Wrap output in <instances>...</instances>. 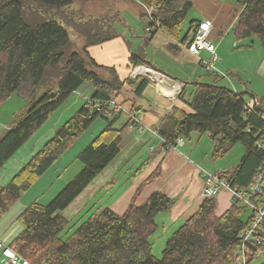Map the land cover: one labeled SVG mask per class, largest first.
Masks as SVG:
<instances>
[{
  "label": "trees",
  "instance_id": "16d2710c",
  "mask_svg": "<svg viewBox=\"0 0 264 264\" xmlns=\"http://www.w3.org/2000/svg\"><path fill=\"white\" fill-rule=\"evenodd\" d=\"M74 1L0 0V106L12 94L24 98L28 105L24 112L13 115L10 128L0 138V169L72 93L85 84L93 90L42 148L0 187V218L97 119L106 121V126L78 153L82 168L74 178L47 204L33 202L18 216L22 230L8 246L29 264H234L241 244L239 235L249 225L251 214L243 221L240 215L246 208L235 202L217 216L216 198L203 199L196 213L167 238L161 259L153 256L149 239L157 229L155 218L170 211L174 201L160 192H154L140 205L135 200L141 187L154 179L159 169L139 186L123 214L98 207L68 239L60 237L68 224L62 212L121 150L122 130L115 127V122L122 112L114 111L110 101L118 100L132 112L134 106L120 97L124 85L137 83L134 94L139 96L149 82L142 76L120 80L113 68L108 69L107 77L98 73L96 69L102 67L89 57L87 47L109 40L114 34L100 36L90 21L69 19L68 24L75 25L87 43L81 52L67 50L72 45L69 33L54 17ZM143 2L155 11L148 17L149 29L155 27L172 38H180V26L191 7L190 1ZM237 3L241 12L234 38L256 37L264 48V0H237ZM45 11L51 14L48 19H42L41 13ZM194 22L189 25L193 32L194 24L199 23ZM189 30L181 40L187 38ZM128 61L132 68L151 65L143 50L132 53ZM216 80L212 84L182 81L185 87L194 86L188 98L185 88L178 95L190 111L172 110L165 119L172 122V130L161 126L157 132L165 141L161 143L164 149L174 148L178 138L206 135L212 142V160L222 158L233 145L240 144L243 153L239 163L232 171L219 173L231 187L244 190L264 161V121L260 117L264 97L258 99L251 94L252 108H249L242 97L244 93L220 86ZM258 248L261 245L253 243L245 247L248 264L253 262L251 253Z\"/></svg>",
  "mask_w": 264,
  "mask_h": 264
},
{
  "label": "rangeland",
  "instance_id": "374dc122",
  "mask_svg": "<svg viewBox=\"0 0 264 264\" xmlns=\"http://www.w3.org/2000/svg\"><path fill=\"white\" fill-rule=\"evenodd\" d=\"M223 1L232 7L235 5L237 8L239 7L237 0ZM236 9L232 10V15L234 16L237 14ZM148 10H151L149 13L155 12L150 8L148 9L143 0H76L69 6L63 8L60 15L57 14L54 18L60 20L63 26L67 28L72 42V45L67 50L71 52H81L86 46L87 41L85 37L76 30L75 25L68 24L70 18L75 22L90 21V23H94V27L97 28L95 30L101 33L100 36H106L107 33L114 34V37L109 40L102 41L99 44L95 43L87 47L90 57L94 59L98 66L102 67L96 69L102 77H107L108 69L114 68L121 80H127L130 76L129 74L133 71L131 70L132 67L129 65V56L134 52L145 50L147 58L150 59L153 64L152 68L160 71L164 74L163 77L165 76L168 79L170 77L176 78L180 80V82L200 80L201 83L212 84V78L214 75H217L219 78H217L216 84L223 87L226 86L234 91L238 89L241 93H244L242 97L248 102L247 104L251 105L250 107L247 105L249 108H252V102L249 103L251 94H254L258 99L264 97V48L256 37L237 40L238 46L236 47V45L232 46V44L236 42L235 38H233V27L230 29L226 28L221 34L220 32L223 29L218 33L214 32L208 39L216 46V49L219 46L221 49L215 51L220 60H217L213 64V73L209 74L206 72L204 66L202 68L197 62L185 63L183 69V66L179 65L176 59L167 51L166 42L160 44L149 43L145 39V37H148L146 28L147 26L149 27L150 23L148 18L149 15H147ZM202 11L203 10L197 4H194L191 9L188 10L186 18L180 26L181 38L187 32L188 25H190L192 20H202L205 18ZM144 13H146L145 16ZM41 15L43 16L42 19H48L51 14L49 11H45V14L41 13ZM28 17L29 15L26 12V20L29 22L30 20L27 19ZM226 30H228L227 33ZM98 32L97 34L99 35ZM200 59L207 61L209 57L204 53L200 55ZM239 79L243 83H241ZM191 87L193 86L188 84L185 88V92L188 94L187 98L192 92ZM234 87L236 89H234ZM86 88L92 89V87L85 84L77 92L72 93L71 97H69L56 112H52L48 120L44 122L28 141L25 142V144L3 165L0 169V187L5 186L11 177L26 164L28 159L36 151L41 149L45 142L55 134L58 126L70 118L75 113V110L86 101L87 97L84 95ZM27 108L28 105L26 100L19 97L17 94H12L6 99L0 106V138L4 135L7 128H10L13 115L20 111L24 112ZM127 120V115L123 114L117 121L115 127L119 128V124H124ZM102 124L103 126L99 131L106 126V121L101 118L97 119L92 126L68 148L65 154L50 166V168L26 192H24L12 206H10V209L0 218V238H3L5 235H11L16 231L19 234L22 230V226L17 218L24 209L33 202L40 201L39 203L41 204H47L72 178H74L82 168L81 163L75 158L76 155L91 141L84 143L86 137L91 133L98 134L99 131H96V128ZM151 129L157 130L158 127ZM194 137H199V135L191 134V138ZM203 137L197 149L198 152L202 153L205 151L204 148L210 145L206 143L207 136L203 135ZM156 139L160 142L159 138ZM184 141L186 142L188 140L184 139ZM242 153V146L240 144H235L222 158L217 160L208 158L211 163L210 169L202 168L209 172H213L212 168H216L217 166L227 169L235 168L239 163ZM130 155H132V152ZM150 155V152L144 145L138 149L137 155L130 157L129 161L125 159V154L119 156L114 162V165H119L118 171L120 173L113 185L117 186L113 194L106 196V194L100 193L98 196V193L91 199L82 196L76 204H79L83 200L90 199L85 206L78 207L72 204L67 210L62 212V216L68 221V224L63 232L60 233V237L63 240L68 239L76 230L77 226L89 218V215L97 210L101 204L104 205L101 206L99 210L112 207L121 212L120 208H122V201L120 202L116 199L117 201L115 200L114 204H111L117 197L118 190H120L118 186H126V183L129 182L128 175L132 171L134 172L133 174H135V170L141 166L142 161L149 158ZM62 164L63 167H61ZM134 167L135 170H132ZM95 192L96 191L92 192L91 196L94 195ZM215 213L217 216L222 214L221 211H215ZM249 214L250 211L245 209L240 215V218L246 221ZM168 237L158 232L150 237L149 242L152 243L153 247L152 254L156 259H161V254ZM238 256L239 253L234 264H236ZM4 261V258H2L0 254V264H5ZM251 264H264V262L258 259L254 260Z\"/></svg>",
  "mask_w": 264,
  "mask_h": 264
},
{
  "label": "crops",
  "instance_id": "0c3cea01",
  "mask_svg": "<svg viewBox=\"0 0 264 264\" xmlns=\"http://www.w3.org/2000/svg\"><path fill=\"white\" fill-rule=\"evenodd\" d=\"M188 1H190L191 7L194 4H197L203 10L202 12L204 13V16H205V18L202 20H193L195 21L194 23H198V22L202 23V21H209L213 26L210 32V35L214 32L218 33L221 29H223L220 32L221 34L225 31L226 28L230 29L231 27H233L232 30H233V36H234V29L238 22L239 13L241 12V7L238 3L237 4L239 5V7L237 8L236 5L232 7L231 5L224 2L223 0H188ZM235 9L237 10V14L234 16L232 15V10H235ZM148 11L150 12V10ZM147 15H150V13ZM189 27L190 26L188 25V30H189ZM146 31L148 33V37H145V39L149 43H159V44L165 43V42L167 43V51L170 53V55H172L176 59L179 65L183 66V69H184V64L188 62H197L203 68V65H204L203 63L210 60L211 55L208 52L203 51L200 53V55L204 53L208 55L209 60L204 61L200 59V55H199V58L190 55V53H188L186 49L182 46L184 42L192 38V35L194 34L193 30L192 31L189 30V35L184 40H181L182 39L181 31H180V38L178 37L176 39L163 33L160 30L158 31L155 30V27L153 29L151 28L148 29V26H147ZM227 32L228 30H226V33ZM235 41L236 42L233 43L232 46L236 45L237 47L238 42L236 38H235ZM172 47H177L179 48V50L177 51L171 50L170 48ZM214 48H215V51L217 49H221L220 46L217 47L216 49L215 45H214ZM143 51L145 52V50ZM215 55H216L217 60H220L216 52H215ZM147 60H149L151 64L150 67L149 66L148 67L138 66L136 68H132L131 70L133 71L131 72V74H129L130 75L129 78L131 79H133L134 78L133 76L135 75L148 78L149 82L146 88L143 89V91L141 92L139 96L137 94H136L137 96H135L134 88H136L137 83L134 86L125 84L123 87V92L120 96V97L123 96L124 99L129 100L128 105L134 106V110L132 111V113L136 115L137 123H134V121H131V120L129 122V119H128L124 124H119V128L122 130L121 140H120L121 150L119 154L88 185V187H86L83 190V192L75 199V201H73L65 210H67L72 204L78 207L85 206L89 202V200L98 193H99L98 196L100 195V193H104L106 194V196L112 195L115 187H117L113 185L115 184V181L117 180L119 173H120L118 171L119 165H114L115 160L119 156H122L123 154H125V159L126 160L128 159L129 161L130 157L137 155L138 149H140L141 146L145 145V147H147L148 151L151 154L150 157L142 161L141 166L137 168L136 170H135V167L132 168V170L136 171L135 174H133L134 172L132 171L128 175L129 182L126 183V186H122V187L118 186L120 190H118L117 197L113 200V203H111V204H114L116 199L119 200L120 202L122 201V208H120L121 212L115 210L112 207L110 209L118 215L123 214L125 210L127 209L128 205L130 204L132 197L136 193L139 186L154 171L159 169V173L156 174L157 176L154 179H152L149 183L144 184V186L141 187V190L135 201H136V204L138 205L143 204L144 201H146L149 198V196L153 194L154 192H160L168 196L169 198L173 199L174 205L172 206L171 210L165 213H159L157 214L155 218L156 224H157V227H156L157 229L155 233L158 232L159 234H164V236L168 237L179 226L183 225V223L190 216L196 213V211L198 210V208L203 202V198H202L203 180L200 177L198 172H199V168H202V167L210 169L211 163L208 158H211L212 142L206 137V143L210 145L207 148H204L205 151L203 153L198 152L197 150L202 140L201 138H204L203 136L194 137V138H191L190 136L189 139H187L188 141L186 142L183 139L182 144L180 146L176 148H172V149H167V148L164 149V147H162L161 142H159L156 139V137H153V135L151 136L150 133L147 131V129L144 128L143 125L150 127V128H157V127L164 126L165 129L170 131L172 130L173 124L171 121L169 122L165 121L167 115L171 113V111L174 109H178L182 112L190 111L189 107L185 103H183L181 100L178 99V95L186 87L184 86L181 89V92L179 94L175 93V91L172 88V84L180 83V81L175 80L171 77L169 79L165 76L163 77L164 74L157 72L155 71L154 68H152L153 64L151 63L150 59L147 58ZM143 68H146L147 70H149V72L148 73L142 72ZM140 69L141 71H139ZM209 74H212V73H209ZM118 77L120 79L119 75ZM217 78H219V76L214 75V77L212 78V81L214 82L215 79ZM240 79L239 81L241 82ZM197 81L200 82V80H197ZM193 87H191L192 90H193ZM234 89L236 88L234 87ZM235 91L240 92L238 89H236ZM92 93H93L92 89L86 88L85 94H84L86 95L85 97H87L86 99H88L89 96L92 95ZM115 101L116 103H118V100H115ZM250 102L252 101L250 100L249 103ZM127 108L128 107L126 106L124 107V109H127ZM127 110L129 111V109ZM53 112H56V110ZM136 125L142 126L143 127L142 130L138 131V127ZM102 126L103 124L100 125L98 128H96L97 129L96 131H99V129H101ZM96 136L97 134L91 133L89 136L86 137V140L84 141V143L90 140L92 141ZM131 152H132V155H130ZM77 155L75 158H77ZM61 167H63V164L61 165ZM233 169L234 168L227 169V168L220 167V166H217L216 168H212L213 173L221 172V171L223 172L232 171ZM94 191L96 192L94 193V195L91 196V193ZM82 196L90 198V199L83 200L79 204H76V202ZM216 202H217L216 211L223 212L232 205V198L227 191H221L216 197ZM103 205L104 204H101L100 207ZM17 234L18 232L16 231L15 233L11 235H7V236L5 235L3 238H0V242L10 246V243L13 241L14 237L17 236ZM0 254L2 258H4L5 260L4 263H6V259L3 256V254L1 252Z\"/></svg>",
  "mask_w": 264,
  "mask_h": 264
},
{
  "label": "built area",
  "instance_id": "2783aa9c",
  "mask_svg": "<svg viewBox=\"0 0 264 264\" xmlns=\"http://www.w3.org/2000/svg\"><path fill=\"white\" fill-rule=\"evenodd\" d=\"M195 26L196 28L192 38L184 42L182 46L188 53H190V55L198 58L201 52H208L211 55L210 60L203 63V66L207 72L213 73V64L217 58L214 45L208 39L213 26L209 21H202V23L199 22ZM182 87L183 85L181 83L172 84L173 90L178 94L181 92ZM110 106L114 111L122 112V114L129 116L134 123H137L136 115L131 111L124 109V107L121 104L116 103L115 100L110 101ZM248 106L250 107L251 105L248 104ZM260 117L264 121V112ZM143 126L151 136L153 135V137L159 138L161 143L165 142L164 139L158 135L157 130L151 129L145 125ZM137 127L138 131H141L143 128L142 126ZM181 144L182 140L177 139L174 148ZM256 171L252 183L244 190L231 187L230 184L222 178L219 172L213 173L203 168H199L198 172L203 180V199L216 198L221 191H227L232 198V203L236 202L237 205L244 206L250 211L251 218L248 222L249 225H247L245 230L239 235L241 244L238 252L240 254L236 264H248L246 260L248 256L245 254V247L250 243L259 246L261 245L260 249L258 248L256 252L251 253L252 260L260 259L264 262V161L261 167ZM0 252L6 259L5 264H29L26 260H23V258L19 256L12 247H9L2 242H0Z\"/></svg>",
  "mask_w": 264,
  "mask_h": 264
},
{
  "label": "bare ground",
  "instance_id": "6f19581e",
  "mask_svg": "<svg viewBox=\"0 0 264 264\" xmlns=\"http://www.w3.org/2000/svg\"><path fill=\"white\" fill-rule=\"evenodd\" d=\"M139 71H141V69H140ZM142 72L148 73V72H149V70H147V69L143 68V69H142ZM152 77H153V76H152Z\"/></svg>",
  "mask_w": 264,
  "mask_h": 264
}]
</instances>
